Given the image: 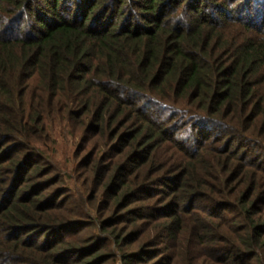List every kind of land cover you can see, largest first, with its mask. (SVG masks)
Here are the masks:
<instances>
[{
	"label": "trees",
	"instance_id": "1",
	"mask_svg": "<svg viewBox=\"0 0 264 264\" xmlns=\"http://www.w3.org/2000/svg\"><path fill=\"white\" fill-rule=\"evenodd\" d=\"M0 264H264V0H0Z\"/></svg>",
	"mask_w": 264,
	"mask_h": 264
},
{
	"label": "rangeland",
	"instance_id": "2",
	"mask_svg": "<svg viewBox=\"0 0 264 264\" xmlns=\"http://www.w3.org/2000/svg\"><path fill=\"white\" fill-rule=\"evenodd\" d=\"M62 157V154H61V151H59V158H61Z\"/></svg>",
	"mask_w": 264,
	"mask_h": 264
}]
</instances>
